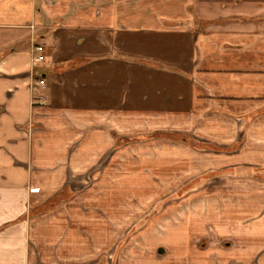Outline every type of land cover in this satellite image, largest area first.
Masks as SVG:
<instances>
[{
  "label": "crops",
  "instance_id": "obj_1",
  "mask_svg": "<svg viewBox=\"0 0 264 264\" xmlns=\"http://www.w3.org/2000/svg\"><path fill=\"white\" fill-rule=\"evenodd\" d=\"M155 131L237 145L214 155L261 167L264 206V0H0V264H42L31 238L58 240L59 253L75 239L69 255L87 256L88 238L70 228L79 197L47 199L124 158L125 137ZM45 201L52 214L31 217ZM226 250L180 264H264V249ZM168 251L129 264H170Z\"/></svg>",
  "mask_w": 264,
  "mask_h": 264
},
{
  "label": "rangeland",
  "instance_id": "obj_2",
  "mask_svg": "<svg viewBox=\"0 0 264 264\" xmlns=\"http://www.w3.org/2000/svg\"><path fill=\"white\" fill-rule=\"evenodd\" d=\"M141 136V139L121 138L124 158L117 160L115 156L97 161L93 174L73 184L75 191L65 195L59 192L47 199L56 202L61 197L63 200L79 197L68 209L74 222L70 228L75 235L83 231L81 234L88 238L89 249L81 248L88 255L74 256L79 250V241L75 239L68 241L59 253L58 240H46L37 247L31 238V248L41 251L33 259L42 264H129L144 256L165 259V255L157 254L162 247L169 250L173 259L168 263L180 264L187 263L191 254L207 249L230 250L221 252L226 260L236 248L264 249L261 167L244 163L227 165L230 161L226 157L214 155L228 153L237 145L222 147L189 134L165 131ZM153 138H170L175 146L188 145L191 152L175 149L171 153L164 144L151 146L147 141ZM107 166L109 171L104 169ZM49 201L33 209L31 217L40 215V218L44 212L52 214L54 205H44ZM80 220L83 222L79 223ZM65 226L58 224L54 230L50 225V228L53 234L61 231V235ZM183 233L185 238L178 239ZM89 242L93 247L91 254ZM254 256V262L258 263L257 254Z\"/></svg>",
  "mask_w": 264,
  "mask_h": 264
},
{
  "label": "built area",
  "instance_id": "obj_3",
  "mask_svg": "<svg viewBox=\"0 0 264 264\" xmlns=\"http://www.w3.org/2000/svg\"><path fill=\"white\" fill-rule=\"evenodd\" d=\"M35 62H43L45 60L44 47L42 45L35 46ZM38 82L41 86L45 85V79L38 74Z\"/></svg>",
  "mask_w": 264,
  "mask_h": 264
},
{
  "label": "trees",
  "instance_id": "obj_4",
  "mask_svg": "<svg viewBox=\"0 0 264 264\" xmlns=\"http://www.w3.org/2000/svg\"><path fill=\"white\" fill-rule=\"evenodd\" d=\"M120 139H121V138H119V137L117 138V140H120ZM183 141H186V139H185V138H183Z\"/></svg>",
  "mask_w": 264,
  "mask_h": 264
}]
</instances>
